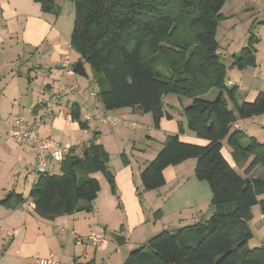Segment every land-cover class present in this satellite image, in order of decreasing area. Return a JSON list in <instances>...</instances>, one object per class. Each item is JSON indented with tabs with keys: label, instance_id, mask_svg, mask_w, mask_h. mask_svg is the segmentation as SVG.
I'll return each mask as SVG.
<instances>
[{
	"label": "trees",
	"instance_id": "1",
	"mask_svg": "<svg viewBox=\"0 0 264 264\" xmlns=\"http://www.w3.org/2000/svg\"><path fill=\"white\" fill-rule=\"evenodd\" d=\"M36 1L45 12L57 7L55 0ZM72 1L75 20L70 44L91 66L104 109L140 108L159 127L168 115L164 94L189 97L187 129L208 140L201 145L183 141L179 133L168 135L140 177L143 190L158 189L166 182L167 167L195 158V176L206 181L212 192V215L193 225L160 231L132 249L122 264H264V245L248 246L253 206L259 205L264 215V178L249 176L256 166L264 169V142L233 128L238 119L264 114V91L252 101L239 102L238 87L228 85V68L217 40L227 0ZM233 66L242 69V59L236 58ZM212 89L217 95L210 100L206 95ZM61 109L82 129H89L77 103ZM98 134L93 132L81 153L66 154L60 173L39 174L29 195L38 215L71 214L83 202L89 207L101 191L93 175L97 172L105 174L115 192L110 156L97 142ZM225 144L239 172L225 158ZM128 162L123 155V163ZM25 201L15 192L5 200L12 207Z\"/></svg>",
	"mask_w": 264,
	"mask_h": 264
},
{
	"label": "crops",
	"instance_id": "2",
	"mask_svg": "<svg viewBox=\"0 0 264 264\" xmlns=\"http://www.w3.org/2000/svg\"><path fill=\"white\" fill-rule=\"evenodd\" d=\"M55 3L54 11L45 12L36 0H0V264H32L35 258L51 254L58 264H122L132 249L145 244L149 235L157 230L193 225L212 215V192L206 181L196 178L195 158L167 167L164 170L166 182L158 189L143 190L140 177L145 165L162 149L168 135L179 133L183 141L201 145L208 140L187 129L185 108L192 99L185 96H179L180 104L177 106L168 105L169 108L166 104L173 103H164L165 114L170 117L165 115L159 127L154 126L152 115L140 108L110 111L121 117L116 126L103 122L106 110L100 101L94 74L86 72L88 63L77 51H69L75 4L72 0H55ZM261 3L264 0H227L223 8L228 7V13H223V19L229 18L225 20L229 21L237 12L248 9L247 16L256 14L257 21L264 22V19H258L259 14L264 18ZM236 19L240 20L238 23H245L239 17ZM68 53L71 56L69 66L64 63ZM19 61L23 66L31 65L35 69H32L34 76L29 72V82L39 83L36 92H30L29 86L11 76H20L13 69ZM80 61L85 75L67 73L71 65ZM248 70H242L239 81L228 84L238 87L236 98L239 102L253 100L260 91H264V79ZM8 77L11 82L2 85L3 79ZM9 84H12L11 92L7 88ZM65 89L73 93L62 94L61 106L55 108L39 128L40 137L62 144H75L80 140L91 141L93 132H98L97 142L110 150V156L111 148L116 147L118 152L124 150L127 157L129 154L131 157H128L127 164L121 163L119 167L112 166L114 161L110 159L115 192L105 176H97L101 191L89 207L83 202L81 208L71 214L47 218L38 215L35 209L12 207L13 203L5 202L11 192L21 194L26 201L31 200L30 190L39 177L37 148L28 141L17 143L11 140L8 133L18 116L33 121L42 103ZM213 91L206 95L210 100L217 95V90ZM212 93L214 97H211ZM76 103L89 129H82L70 114L65 115L61 109ZM233 128L248 132L264 142V114L238 119ZM222 152L239 172L231 148L225 144ZM260 167L256 166L249 176L264 178V169ZM48 171L60 173V163L49 162ZM252 212L253 237L250 241L255 235L259 239L253 244L249 241L250 248L264 245V215L259 205L253 206ZM110 231L125 236L123 244L130 242L129 247L121 246L123 244L117 241L110 244L107 238ZM91 232L105 236L107 242L103 248H97L90 242L76 243L75 236H86Z\"/></svg>",
	"mask_w": 264,
	"mask_h": 264
},
{
	"label": "rangeland",
	"instance_id": "3",
	"mask_svg": "<svg viewBox=\"0 0 264 264\" xmlns=\"http://www.w3.org/2000/svg\"><path fill=\"white\" fill-rule=\"evenodd\" d=\"M261 8H264V3H261ZM227 9H228V7L222 9V12L225 15H227V13H228ZM246 12H249V10L245 9L242 12H237L234 15V17H231V19L229 21H225V20H228L229 18L221 20L219 22V27H218V31H217V39L219 41L218 53H220L221 60L226 64V66L228 68V81L227 82L230 85L234 84L236 81H239L240 76L242 74V70L244 71V69H246V68H249V70L247 72H255V74L257 76H259L261 78V80L264 79V22L257 21V18H255L256 14L255 15L250 14L249 16H247L245 14ZM238 17L241 20H244L245 23L244 24L238 23L240 21L239 19H236ZM258 17H259L258 18L259 20L264 19L260 14ZM245 50H246V53H245ZM236 58L242 59V62L244 64L242 69L238 68L237 66H233V63L235 62ZM32 61H34V59ZM21 63L22 62L19 61L16 65L13 66L14 71L20 73V76H17V75H11V76L15 77L16 80H19L21 83L25 84L26 87L29 86L30 92H36V90H38V88H39V83L34 81L30 84V82H29V79H30L29 72H31V76H34L33 72L35 71V69L31 65L30 66H27V65L23 66ZM74 65L75 64H73V66ZM73 66L71 65V68H73ZM251 68H254V69H251ZM32 69L34 71H32ZM86 72H93V70L89 64H87ZM7 73L9 74L10 70ZM11 80L12 79L10 77L3 79L2 85H4L6 82L8 84V82H11ZM7 88H10L9 92H11L10 90L12 88V84H9ZM0 90H1V78H0ZM213 92H215V89ZM211 97H214L213 93H212ZM163 101L165 104L167 102L173 103V104H166V107H169V108H171V107L168 105L177 106V104H180L179 95L174 94V93L164 94ZM246 101H252V100H246ZM128 132H130V134H132L133 131L129 129ZM247 134H248V136H252V134H250L248 132H247ZM262 137H264V135ZM111 149H112L111 150L112 152H111V156L109 154V156H110L109 158L112 161H114L112 166L119 167L121 165V163H123L122 162L123 161V155L127 156V154L124 152V150L121 152H118L116 147L111 148ZM106 151L109 153L110 150L108 151L106 149ZM129 151L130 150H128L127 152L129 153ZM128 157H131V154H129ZM110 159H109V163H110ZM94 175L96 177L99 176V178L105 176V174L102 172L95 173ZM104 178H106V177H104ZM126 227H128V224ZM158 231L159 230L150 234L149 238L151 236L159 233ZM160 231H161V229H160ZM124 234L126 235V232ZM117 235H120V232H111L110 231L107 234V238L111 242L110 244L116 243L115 237ZM121 236H123V235H121ZM128 237H131V235L128 234ZM128 239H130V238H128ZM257 239H259V236L255 235V237L252 239V241H250L251 239L249 240L250 244H253L254 240L257 241ZM128 244H123L121 246H126V248H128L129 247ZM142 245L143 244L138 245L135 248L140 247Z\"/></svg>",
	"mask_w": 264,
	"mask_h": 264
},
{
	"label": "built area",
	"instance_id": "4",
	"mask_svg": "<svg viewBox=\"0 0 264 264\" xmlns=\"http://www.w3.org/2000/svg\"><path fill=\"white\" fill-rule=\"evenodd\" d=\"M72 50L71 44L69 45V51ZM64 63L69 66L71 64L70 53L66 54ZM67 73H72L73 69H67ZM73 93L72 90H62V93L55 94L51 98L45 100L34 120L29 122L23 116H18L14 121V126L8 133V137L17 142L24 143L26 141L31 142L37 148V171L38 173H44L48 171L49 162L61 163L66 154L70 150L81 153L82 149L86 147L90 141L80 140L75 144H62L60 142L52 141L50 139H43L39 135V128L44 124L45 118L56 108L61 106L63 95ZM63 94V95H62ZM124 119H128L126 116ZM121 120V117L112 114L110 111H106L103 116V122L116 126ZM134 125L135 123L132 122ZM22 206L29 210L35 209V205L32 200L25 201ZM77 244L92 243L97 248H103L107 240L104 235L91 232L86 236H75ZM32 264H58V260L51 254L49 257H37Z\"/></svg>",
	"mask_w": 264,
	"mask_h": 264
},
{
	"label": "water",
	"instance_id": "5",
	"mask_svg": "<svg viewBox=\"0 0 264 264\" xmlns=\"http://www.w3.org/2000/svg\"><path fill=\"white\" fill-rule=\"evenodd\" d=\"M73 72H75V73H77V74H80V75H85L86 74V72H85V68H84V65H83V63L80 61V62H78L75 66H74V68H73ZM115 240L117 241V243L118 244H123L124 243V237L123 236H121V235H117L116 237H115Z\"/></svg>",
	"mask_w": 264,
	"mask_h": 264
}]
</instances>
